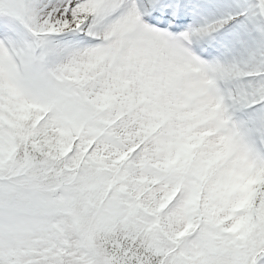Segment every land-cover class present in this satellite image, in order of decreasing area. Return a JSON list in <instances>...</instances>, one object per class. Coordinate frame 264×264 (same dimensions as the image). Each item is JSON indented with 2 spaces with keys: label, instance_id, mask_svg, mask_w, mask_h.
<instances>
[{
  "label": "snow or ice",
  "instance_id": "1",
  "mask_svg": "<svg viewBox=\"0 0 264 264\" xmlns=\"http://www.w3.org/2000/svg\"><path fill=\"white\" fill-rule=\"evenodd\" d=\"M0 264H264V0H0Z\"/></svg>",
  "mask_w": 264,
  "mask_h": 264
}]
</instances>
